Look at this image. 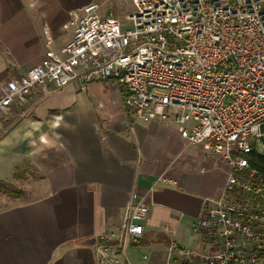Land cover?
<instances>
[{
    "label": "crops",
    "instance_id": "obj_1",
    "mask_svg": "<svg viewBox=\"0 0 264 264\" xmlns=\"http://www.w3.org/2000/svg\"><path fill=\"white\" fill-rule=\"evenodd\" d=\"M89 1L0 0V96L70 40L63 25ZM123 92L113 79L35 88L0 117V183L22 185L0 207V264H101L100 236L124 222L134 192L150 207L145 233L111 264H166L171 241L204 249L193 224L227 165L173 117L137 118Z\"/></svg>",
    "mask_w": 264,
    "mask_h": 264
},
{
    "label": "built area",
    "instance_id": "obj_2",
    "mask_svg": "<svg viewBox=\"0 0 264 264\" xmlns=\"http://www.w3.org/2000/svg\"><path fill=\"white\" fill-rule=\"evenodd\" d=\"M132 1L125 23L93 2L70 11V40L3 85L0 117L35 88L115 80L133 115L173 117L189 145L208 144L228 167L193 224L204 249L171 241L166 264H264V172L245 157L264 148V0ZM149 211L134 192L124 222L100 236L101 264L144 236Z\"/></svg>",
    "mask_w": 264,
    "mask_h": 264
},
{
    "label": "rangeland",
    "instance_id": "obj_3",
    "mask_svg": "<svg viewBox=\"0 0 264 264\" xmlns=\"http://www.w3.org/2000/svg\"><path fill=\"white\" fill-rule=\"evenodd\" d=\"M62 1L66 2V4H69L70 2V0H62ZM90 1L96 3L100 7V11L102 14L104 15L113 14L123 23L126 22V18L129 15V12L131 13L135 10V5L133 4L132 0H122V1L121 0H90ZM121 2L125 6H123ZM54 29L60 30L59 24H56V27H54ZM170 123L174 125L172 121ZM258 150L259 152H263L264 154V148L261 144H258ZM21 186L22 185H14L8 182L0 183V207L5 206L9 202L8 199L9 196L19 195L22 192Z\"/></svg>",
    "mask_w": 264,
    "mask_h": 264
},
{
    "label": "trees",
    "instance_id": "obj_4",
    "mask_svg": "<svg viewBox=\"0 0 264 264\" xmlns=\"http://www.w3.org/2000/svg\"><path fill=\"white\" fill-rule=\"evenodd\" d=\"M252 167L264 172V154L257 153L252 150L250 153L245 154Z\"/></svg>",
    "mask_w": 264,
    "mask_h": 264
}]
</instances>
